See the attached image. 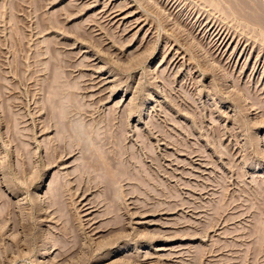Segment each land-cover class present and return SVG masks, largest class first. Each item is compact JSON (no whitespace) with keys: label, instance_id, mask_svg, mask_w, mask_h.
I'll use <instances>...</instances> for the list:
<instances>
[{"label":"rangeland","instance_id":"1","mask_svg":"<svg viewBox=\"0 0 264 264\" xmlns=\"http://www.w3.org/2000/svg\"><path fill=\"white\" fill-rule=\"evenodd\" d=\"M206 2L0 0V264H264L246 242L264 216V37L227 0ZM51 58L79 85L89 121L129 125L150 177L116 230L97 194L72 186L67 215L81 234L67 255L48 197L74 159L48 154Z\"/></svg>","mask_w":264,"mask_h":264},{"label":"bare ground","instance_id":"2","mask_svg":"<svg viewBox=\"0 0 264 264\" xmlns=\"http://www.w3.org/2000/svg\"><path fill=\"white\" fill-rule=\"evenodd\" d=\"M210 1L208 0V2H210ZM214 1L215 0H213V2H211V3H208V2H206V3L215 4L214 5L215 7L220 5V4H217L216 2L214 3ZM216 1L218 2V0H216ZM220 2H225V0L220 1ZM220 2H218V3H220ZM227 2L231 3L230 7L234 11L236 10L237 13L242 18H244L245 22H248L251 26H254L255 28H258L260 31H262L261 32L262 34L260 32H256V33H258V35L261 34L260 36L263 35V37H264V4H263L264 2L262 3V1L260 2L259 0H227ZM225 5H228V4L226 3L222 6H225ZM226 7L229 8L228 6H225L224 8H226ZM236 11H235V13H236ZM229 12H230V10H228V13ZM233 13L234 12L232 11V14ZM235 13L233 14V16L236 15ZM230 14H231V12H230ZM226 15H228V14L226 13ZM239 15H236L235 17L239 18L238 17ZM231 16H230V18H231ZM241 17L238 20L242 19ZM108 19H110V18H108ZM106 21L108 22V20H106ZM49 23H51L50 20H49ZM49 23H47V24H49ZM239 23H241V22H239ZM105 24H106V22H105ZM242 24H246V23H242ZM47 26H49V25H47ZM255 30H254V32H255ZM256 31H258V30H256ZM262 39H264V38H262ZM47 54H49V53L47 52ZM57 55L59 56V53ZM52 56H54V54ZM64 56L66 57L67 55L65 54ZM67 57H69V56H67ZM52 58L50 59L49 62L48 61L46 62V67H47L48 71L46 73L47 76H45V80L43 82L44 90H45L44 92L46 94H48V97H46L47 100L44 99L46 101V102L45 101L44 102L47 103V110H48L47 116L49 117V120L51 121L50 124L52 122H54V124L52 125L54 127L49 126L50 124H49V122H47L48 128L52 127L54 129V132H55L53 139H51L50 143H48V144H50L49 149H48V154L52 158H58L56 161H58L59 159H61V161H62L63 156H68V157L74 159V161H73V163H71V165H72L71 170L72 171L68 172L64 176H63V174H60L58 176L61 179V180L58 179L60 182L54 184L57 181V180H55V182H53V184H51L50 193H49L50 197H48V198H50L49 204L51 205V208L53 209L52 211L54 212L55 216H57V218H59V221L61 222L59 224V225H61L59 232L56 235L57 237L55 239L56 243H57L56 246H58L56 248H58L57 250L62 255L63 254L67 255L66 253H68V252L70 253V252H72L73 249L77 248V243L80 241L79 238H80V234H81V232H80L81 229H80V231L77 232V230H79V228H80V227H78L79 224H77L78 228L76 227L77 229L75 230L74 226H75L76 222H75V220H73V222H74V225H73L72 220L69 218V217L73 216L72 211H71L72 216L68 217V215H67V209L72 206V204L69 205V201H70L69 196H70L72 186H76V188L78 187L77 189L83 188V189H86V191L95 192L97 194L96 196L98 198V200L96 202H94L96 204L95 207H97L99 209V212H101V215L108 222L107 223L108 228L116 230V229H119V227H121V226H122V228H125V227H123V224H124V222H126L125 215H127V214H125L124 209H125V205L127 204V203H125L127 198L130 195L135 194L134 193L135 190H139V193L140 192H144V193L147 192L148 193V189L145 186L150 183V177L147 176V173H145L146 170L144 171L143 166H141L142 165L141 163L143 161L141 163H139V161L137 160V157L135 156L136 151L134 150L135 151V154H134L132 152V148L127 143V141H128L127 140L128 139L127 134L129 132H131V131H129V127H128L129 125H126V124L123 125V124H121L122 122L119 125L116 118H113L114 120L111 119V116L113 115L112 112L110 113V114H112V115H110V119L105 117V118H100L99 120L98 119L95 120L96 119L95 118L93 121H89L88 119L90 117H88V119H87V116L88 115L90 116L92 113L94 114L95 112H92L90 114L89 108H91V107L90 106L87 107L88 105H86V104H88V103H85L86 100L84 101V97L81 96L83 94L82 90L80 88L77 89V87H79V85L75 84L76 82L72 83L73 79L70 82L69 79L71 76L69 77V75L66 74V70H64V68L62 66L63 62L60 61L61 62L60 63L57 60L52 61L54 59V58L53 59ZM63 60H64V57H63ZM66 61H67V59H66ZM68 62H69V60H68ZM71 66L76 70L77 66H73V65H71ZM74 69H72V70L74 71ZM70 73L72 74L73 72H70ZM72 76L74 78V73L72 74ZM76 80L78 83L79 80H81V77L79 79H76ZM76 85H77V87H75ZM41 88L43 89L42 86H41ZM83 96H84V94H83ZM255 96H256V94H255ZM258 101H256V102H258ZM45 106L46 105H44V109L46 108ZM11 113L10 112L8 113L10 115V118H12ZM107 116L109 117V115H107ZM13 119L15 120L16 117L14 118V116H13ZM22 119H23V117H22ZM10 121H11V119H10ZM47 121H48V118H47ZM21 122H23V120H21ZM47 123H46V125H47ZM124 123H126V122H124ZM13 124H14V122H13ZM127 124H129V123H127ZM50 129L51 128H49V130ZM127 131H129V132L127 133ZM21 136H22V134H20V136L18 135V137H20V138H21ZM23 141L24 140L22 137V143H23ZM46 148H48V147H46ZM27 156H28V153H27ZM65 179H66V181H65ZM162 190H163V188H162ZM71 193H73V192H71ZM71 196H72V194H71ZM140 196H141V194H140ZM261 200H263V199H260V201ZM35 202H37L36 199H35L34 203ZM37 203H39V201ZM12 204H13V202L11 203V205ZM6 205H8V204H6ZM6 205L4 206L5 208L7 207ZM11 205L9 204L8 206L11 207ZM35 205H36V203H35ZM10 207H9V209H10ZM158 207H159V209L160 208L163 209L162 204H160V205L158 204V205H154L152 207V210H153V208L155 209ZM42 208H38V210L39 209L41 210ZM11 209H12V207H11ZM6 210H8V208ZM40 210L37 211L38 214L44 213L43 211L40 212ZM42 210H44V208ZM4 212H6V211H4ZM10 212H7V213H9V215H11ZM256 212H257L256 215L260 213L259 210H257ZM262 214H264V213L262 212ZM9 215L8 214L5 215V217L8 216L6 219L7 221L9 219ZM15 215H12V216H15ZM41 215L44 216V214H41ZM15 217L17 219L18 216H15ZM262 217L264 218V216H261V218H257L256 222L253 225H251V230H250V232L247 233L248 237L246 239V242L248 240L251 243V246L253 248H255V251L257 252L256 254H258V251H260V253H262V255H264V222H263L264 220L261 221ZM10 219L8 221L9 223L11 221ZM18 220H20V219H18ZM16 221L17 220H14L12 222H16ZM17 223H19V225L21 224L20 221ZM56 223H58V220ZM16 227H17V225H16ZM44 243H46V242H44ZM245 243H243V245ZM46 245L47 244H45L43 247H46ZM251 246H249V248ZM1 250H3V249H1ZM223 251H224V249H223ZM251 252H252V249H251ZM260 261H264V259L260 260ZM191 262H193V261H191Z\"/></svg>","mask_w":264,"mask_h":264}]
</instances>
